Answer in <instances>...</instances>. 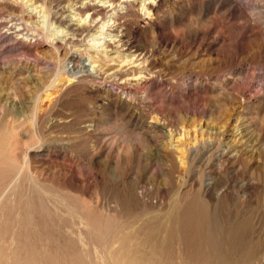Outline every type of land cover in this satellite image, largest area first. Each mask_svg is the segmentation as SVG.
<instances>
[{
  "label": "rangeland",
  "instance_id": "1",
  "mask_svg": "<svg viewBox=\"0 0 264 264\" xmlns=\"http://www.w3.org/2000/svg\"><path fill=\"white\" fill-rule=\"evenodd\" d=\"M25 1L0 0V264H264V0L123 1L117 60L87 52L101 75L141 62L115 76H151L126 95L89 76L66 83L91 31L65 42L52 11L46 37ZM45 1L37 11L54 10ZM99 4L81 14L88 28L115 12Z\"/></svg>",
  "mask_w": 264,
  "mask_h": 264
},
{
  "label": "bare ground",
  "instance_id": "2",
  "mask_svg": "<svg viewBox=\"0 0 264 264\" xmlns=\"http://www.w3.org/2000/svg\"><path fill=\"white\" fill-rule=\"evenodd\" d=\"M9 1H11V0H9ZM15 1V0H14ZM45 1V0H44ZM47 1V0H46ZM45 1V2H46ZM53 2H55L54 4H55V8H54V10H51V12H49L48 10V8H47V10L44 8V9H41V10H36V8L37 7H39V6H43V4H44V2H42L43 4L42 5H39V4H37V5H35L36 3H35V0H26L25 2L29 5V6H33V9H32V11H35L36 12V14H37V12H40V14L41 15H38V16H42V17H44L45 19H43V20H39L38 22V24L39 25H37V23H35L38 27H41L42 28V30H44V29H46V37H48V30H47V25L48 24H51L47 19H50V16H51V14L50 13H52V11H54L53 13H54V21H52L53 23V25L55 26V27H53V28H58V30L57 31H60L61 32V35L60 36H65V38H64V41H65V39H68V42H72V41H69V39H75V38H77L78 36H81L84 32H87L88 30H90L91 32H90V34H89V36H90V39H89V41H92L93 43H95V44H92V46L94 47H88V46H86V47H83V46H77V47H75V49H74V51L73 52H71L70 53V55L68 56V57H70L69 58V60H72V61H74L75 63H76V71H72V70H70L69 68H67L66 67V65H65V69H64V73L66 72V77L65 78H67L66 79V83H71V82H73V81H77L78 79H80V78H82V77H85V76H89V77H91V79H93L92 81H94V82H97V83H99V84H101V85H103L104 83L105 84H112L115 88H118V90L119 91H121L124 95H126V93L128 94V93H131L130 91H131V89H132V87H134V86H132L133 84H139V83H142V82H145V81H147V80H149L150 78H151V76L150 75H148V74H146L145 72H139L138 74H133V75H127V76H123L122 78H120V79H115V76H117V74L119 75V74H121V72H124L125 71V69L124 70H122V68H124V67H126V65H131L130 63H133V62H135V61H132V59L130 58V60H125L124 58L122 59L123 60V62H122V64L120 65L119 64V66L118 67H112L111 68V70H110V72L108 73V74H105V75H101L102 73H100V70L101 69H103V66L101 65V64H99V60H98V58L97 57H99L97 54H93V53H89V52H87V50L89 51H96L97 53L98 52H100V51H103V52H107L108 54H109V52L110 53H112V54H110V57L111 58H113V59H116V58H118V54H116V53H118V51H116V50H114V48L113 47H110L111 45H110V43L111 44H113L114 45V43L115 42H118L119 41V39H117V38H114V37H112V36H114V35H117L114 31H112V30H114V25H117L116 23H118L117 22V18H116V15H120V13H122V12H120V5L121 4H123L122 2L123 1H125V0H98L97 2H100L102 5L101 6H103V8L105 9V8H108V9H106V10H113V11H115V12H113V14L111 13V14H106V16L105 17H101V18H98L97 20H96V23H94V21L93 20H95L96 18H94L92 21H93V25H92V23L90 24V27L88 28V26H89V24H88V26H86L87 25V23H88V21H86V16L84 17V16H82L81 14H88V12H90V11H92L91 13H93V14H95L96 13V6L94 7V6H91L92 4H96L94 1H92V3H91V0H52ZM52 1H51V3H52ZM127 1V0H126ZM130 1H134V0H130ZM151 2H153V3H155L156 2V0H152V1H149V3L147 2V0H139V8H141V9H147V10H145V11H147V12H150V7H149V4L151 3ZM13 3V2H12ZM15 3H17V2H15ZM18 3H21V2H18ZM125 3V2H124ZM146 3H148V6H146ZM130 4H132L133 6L135 5V2H131ZM16 5V4H15ZM18 5V4H17ZM25 5V4H24ZM44 6H46L45 4H44ZM99 6H100V4H99ZM100 6V7H101ZM123 6L125 7V8H129V6L128 5H125V4H123ZM23 7V6H22ZM25 7V6H24ZM49 7V6H48ZM26 8V7H25ZM102 8V9H103ZM29 9V8H28ZM27 10V8L25 9V11ZM23 11H24V8H23ZM28 11V10H27ZM104 11V10H103ZM128 11V10H127ZM29 12V11H28ZM24 13V12H23ZM14 14V13H13ZM86 14V15H87ZM154 14V13H153ZM22 15V14H21ZM25 15V14H24ZM23 15V16H24ZM89 15V14H88ZM27 16V15H26ZM37 18V17H36ZM52 19V18H51ZM37 21V19L35 20V22ZM91 21V20H90ZM42 23V24H41ZM90 23V22H89ZM91 25L93 26V28H91ZM36 26V27H37ZM50 26V25H49ZM37 29H39V28H37ZM110 30V32H109V30ZM85 34V33H84ZM50 36V35H49ZM83 36V35H82ZM81 36V37H82ZM108 36H111L110 38L108 37ZM83 38V37H82ZM66 42V41H65ZM64 42V43H65ZM67 42V43H68ZM109 42V43H108ZM71 44H73V43H71ZM79 44V43H78ZM77 44V45H78ZM83 44V43H82ZM75 45V44H74ZM81 45V44H80ZM118 45V44H117ZM119 46V45H118ZM65 49V47L63 46L62 47V50L61 51H63ZM120 51V50H119ZM60 52V51H59ZM82 53V54H81ZM84 53H86V54H89V56L87 57V58H85L84 56H82V55H85ZM120 59V58H119ZM67 60V59H66ZM117 60V59H116ZM67 63V62H66ZM136 64H133L132 66H129V68H131V67H133V66H136V65H138L139 66V64L141 63H139V62H135ZM63 70V69H62ZM62 70H60L59 69V71L57 72V75H56V77H57V79L59 78L60 79V77H64V76H62ZM142 70V69H141ZM101 77V78H100ZM118 78V77H117ZM56 79V78H55ZM84 79V78H83ZM130 96V95H129ZM125 97V96H124ZM164 123V122H163ZM241 123V122H240ZM238 124V123H237ZM85 127H87V130H91V131H93V132H96V134H99L100 132H97L98 131V125H97V123L96 122H89V123H87L86 125H84ZM157 126H159L161 129L164 127V128H166L165 126H162V125H157ZM235 128H237V127H235ZM241 129L242 128H240V131H239V133H237L238 134V136H239V134H241ZM238 130V129H237ZM90 131V132H91ZM165 131H167V133L169 134V137H170V140H172V138H177V139H179V137L180 136H182L183 134H180V133H173L172 132V130H171V128L170 129H165ZM164 131V132H165ZM236 131V130H235ZM238 132V131H237ZM232 133V132H231ZM177 134V135H176ZM249 134H251V131H250V133ZM54 135V134H53ZM234 135V134H233ZM236 135V134H235ZM99 136V135H98ZM185 136V135H184ZM238 136H237V138H238ZM103 137V136H102ZM189 137V136H188ZM241 137V136H240ZM239 137V138H240ZM255 137V136H254ZM56 138V137H55ZM65 138H68V135L66 134L65 135ZM97 138V137H96ZM188 139V138H187ZM207 139V138H206ZM232 139V138H231ZM55 140V139H54ZM181 140H183V139H181ZM193 140V139H192ZM195 140V139H194ZM200 140H202V139H200ZM204 140V139H203ZM210 140V139H209ZM233 140V139H232ZM240 140V139H239ZM254 140V139H253ZM252 140V141H253ZM62 141H64L65 143L66 142H68V141H66V140H62ZM185 141V140H184ZM206 141H208V140H206ZM242 141H243V139H242ZM248 141V140H247ZM251 141V142H252ZM256 141V140H255ZM110 142V141H109ZM108 142V143H109ZM169 142V141H168ZM187 142V141H186ZM188 142H189V140H188ZM210 142V141H209ZM212 142V141H211ZM210 142V143H211ZM257 142V141H256ZM107 143V144H108ZM173 143V142H172ZM192 143V142H191ZM193 143H194V141H193ZM202 143V142H201ZM213 143V142H212ZM234 143L235 142H230V141H227L225 144H226V146H225V151H227V152H229V151H231V150H233V146H234ZM242 143V142H241ZM240 142H239V144H241ZM247 143V142H246ZM101 144L103 145V142H101ZM101 144H100V146H101ZM106 144V145H107ZM116 144V143H115ZM166 144H168V143H166ZM171 144V143H170ZM176 144V143H175ZM174 144V145H175ZM183 144V143H182ZM189 144H190V142H189ZM205 144V143H204ZM224 144V145H225ZM238 144V143H237ZM243 144V143H242ZM252 144V143H251ZM254 144V143H253ZM13 145V144H12ZM97 145V144H96ZM112 145V144H111ZM110 144H108L107 146H106V149H107V151H108V153L109 154H112L114 151H119V148H116V147H114V146H111ZM184 145V144H183ZM192 145V144H191ZM195 145V144H194ZM197 145V144H196ZM219 145H221V144H219ZM208 146V145H207ZM211 146V145H210ZM238 146V145H237ZM244 146V145H243ZM246 146V145H245ZM247 146H249V144L247 145ZM102 147V146H101ZM103 147H104V145H103ZM102 147V148H103ZM120 147V146H119ZM169 147V146H168ZM171 147V146H170ZM169 147V148H170ZM174 147V146H173ZM186 147V146H185ZM184 147V148H185ZM188 147H191V146H188ZM187 147V148H188ZM206 147V146H205ZM213 147V146H212ZM252 147V146H251ZM13 148V146L11 147V149ZM211 148V147H210ZM247 148V147H246ZM254 148V147H253ZM176 150H177V148H175ZM221 149V148H220ZM236 149H238V148H236ZM248 149V148H247ZM121 150V149H120ZM187 150H189V149H187ZM202 150H203V148H202ZM207 150V149H206ZM244 150V149H243ZM249 151H250V149H248ZM252 150V149H251ZM254 150V149H253ZM12 151H14V150H11V153H12ZM102 151H103V149H102ZM122 151V150H121ZM181 151H183V150H181ZM204 151V150H203ZM238 151V150H237ZM237 151H234L230 156H233V155H237L238 153H237ZM129 152V151H128ZM185 152V151H184ZM186 152H188V151H186ZM205 152V151H204ZM119 153V152H118ZM130 153H132L131 152V150H130ZM130 153H127V154H129V156H130ZM179 153V152H178ZM107 154V153H106ZM108 154V155H109ZM221 154V153H220ZM224 154V153H223ZM222 154V155H223ZM121 155H123L122 153H121ZM126 155V152H125V154L123 155V156H125ZM183 155V154H182ZM127 156V155H126ZM180 157V156H179ZM236 158V157H235ZM225 159V158H224ZM10 160V159H9ZM222 160V159H221ZM14 161V160H13ZM12 161V162H13ZM180 161V160H179ZM185 162V161H184ZM257 162H260L259 160L257 161ZM10 163V162H9ZM225 164H226V162H224ZM261 163V162H260ZM13 164V163H12ZM181 165H182V163H181ZM259 166V165H258ZM257 166V167H258ZM15 168V167H14ZM15 170V169H14ZM3 172V171H2ZM7 172V171H6ZM20 177V176H19ZM8 178V177H7ZM50 178H52V177H50ZM3 179H5V178H3ZM15 179V178H14ZM12 180V179H11ZM16 180V179H15ZM37 180V179H36ZM18 182V181H17ZM5 183V182H4ZM14 183V182H13ZM10 186V185H9ZM7 187V186H6ZM11 188V187H10ZM4 191V190H3ZM2 191V192H3ZM6 191V190H5ZM10 191V190H9ZM1 192V193H2ZM8 192V191H7ZM1 193H0V195H1ZM12 195V194H11ZM196 197V196H195ZM198 197V196H197ZM56 199V198H55ZM1 200V199H0ZM45 200V199H44ZM190 200V199H189ZM36 200H34V202H35ZM38 201V200H37ZM23 202V201H22ZM199 203H200V200L198 201ZM40 203V202H39ZM202 203V202H201ZM25 204V203H24ZM35 204V203H34ZM60 204V203H59ZM39 205V204H38ZM42 205V204H41ZM56 205V204H55ZM192 205H194V204H192ZM200 205V204H199ZM48 206V205H47ZM22 207V206H21ZM31 207V206H30ZM32 207H34V206H32ZM56 207V206H55ZM179 207V206H178ZM198 206L196 205V208H197ZM23 208V207H22ZM49 208V207H48ZM57 208V207H56ZM190 208V207H189ZM27 209V208H26ZM45 209V208H44ZM50 209V208H49ZM191 209H193V208H191ZM43 210V209H42ZM57 211V210H56ZM8 212V211H7ZM21 212V211H20ZM58 212V211H57ZM60 212V211H59ZM10 213H11V211H10ZM12 213H14V212H12ZM35 213V212H34ZM45 213V212H44ZM200 213V212H199ZM47 214H49V213H47ZM46 214V215H47ZM53 214V213H52ZM205 214V213H204ZM4 215V214H3ZM7 215V214H6ZM61 215V214H60ZM208 215V214H207ZM206 215V216H207ZM2 216V215H1ZM9 216V215H8ZM11 216V215H10ZM17 216V215H16ZM42 216V215H41ZM50 216V215H49ZM194 216V215H193ZM195 216H196V219H197V216L199 217V215H196L195 214ZM209 216V215H208ZM3 217V216H2ZM20 217V216H19ZM23 217V216H22ZM43 217V216H42ZM46 217V216H45ZM45 217H44V219H45ZM52 217V216H51ZM57 217V216H56ZM9 218H11V217H9ZM50 218V217H49ZM59 218V217H58ZM57 218V219H58ZM63 218V217H62ZM193 219V218H195V217H192L191 215H190V217H189V219ZM203 218H204V215H203ZM7 219V218H6ZM26 219V218H25ZM64 219V218H63ZM191 219V220H192ZM0 220H2V219H0ZM24 220V219H23ZM50 220V219H49ZM58 220H60V219H58ZM198 220H199V218H198ZM201 220V219H200ZM205 220V219H204ZM208 220V219H207ZM210 220V219H209ZM3 221V220H2ZM51 221H52V218H51ZM63 221V220H62ZM61 221V222H62ZM193 221V220H192ZM5 222V221H4ZM16 222V221H15ZM25 222H27V220L25 221ZM24 222V223H25ZM59 222V221H58ZM12 223V222H11ZM32 223V222H31ZM55 223V222H54ZM177 223V222H176ZM191 223V222H190ZM207 224L209 223V221H207L206 222ZM17 224V223H16ZM27 224V223H26ZM51 224V223H50ZM207 224H206V226H207ZM1 225H3V224H1ZM6 225V224H5ZM13 225V224H12ZM36 225V224H35ZM47 225V224H46ZM45 225V226H46ZM14 226V225H13ZM27 226V225H26ZM58 226H59V224H58ZM57 226V227H58ZM179 226V225H178ZM6 227V226H5ZM39 227V226H38ZM47 227V226H46ZM54 227V226H53ZM60 227H62V226H60ZM71 227V226H70ZM177 227V226H176ZM3 228V227H2ZM12 228V227H11ZM18 228V227H17ZM16 228V229H17ZM26 228V227H25ZM52 228V227H51ZM55 228V227H54ZM72 228H73V226H72ZM202 228H203V225H202ZM9 229V228H8ZM21 229V228H20ZM19 229V230H20ZM57 229H59V228H57ZM209 229V228H208ZM34 230V229H33ZM41 230H44L43 228L41 229ZM53 230V229H52ZM9 231V230H8ZM10 231H11V229H10ZM29 231V230H28ZM48 231V230H47ZM57 231V230H56ZM2 232V231H1ZM41 232V231H40ZM46 232V231H45ZM49 232V231H48ZM48 232H47V236H48ZM51 232V231H50ZM70 232V231H69ZM193 232H194V230H193ZM12 233V232H11ZM16 233H17V231H16ZM20 233V232H19ZM29 233V232H28ZM36 233H37V231H36ZM176 232H174V234H175ZM201 233V232H200ZM27 234V233H26ZM30 234H31V232H30ZM34 234V233H33ZM45 234V233H44ZM52 234V233H51ZM55 234H57V233H55ZM179 234V233H178ZM193 234H195V232L193 233ZM4 235V234H3ZM29 235V234H28ZM36 235V234H35ZM10 236V235H9ZM17 236H19V234H17ZM41 236H42V233H41ZM57 236V235H56ZM60 236V235H59ZM181 236V235H180ZM210 236V235H209ZM5 237V236H4ZM8 237V236H7ZM30 237V236H29ZM53 237V236H52ZM173 237V236H172ZM177 237V236H176ZM1 238V237H0ZM19 238V237H18ZM28 238V237H27ZM33 238V237H32ZM46 238V237H45ZM72 238V237H71ZM178 238H180V237H178ZM199 238V237H198ZM210 238V237H209ZM212 238V237H211ZM210 238V239H211ZM10 239H11V237H10ZM30 239V238H29ZM56 239V238H55ZM61 239V238H60ZM15 240H17V239H15ZM23 240H24V238H23ZM28 240V239H27ZM52 240V239H51ZM63 240V239H62ZM77 240V239H76ZM81 240V239H80ZM148 240V239H147ZM167 240V239H166ZM38 241V240H37ZM162 241V240H161ZM160 241V242H161ZM164 241V240H163ZM25 242V241H24ZM31 242V241H30ZM47 242H49L48 240H47ZM54 242V241H53ZM69 242V241H68ZM181 242V241H180ZM2 243V242H1ZM10 243V242H9ZM8 243V244H9ZM22 243V242H21ZM32 243V242H31ZM31 243H28V244H30L31 245ZM126 243V242H125ZM148 243H149V240H148ZM162 243V242H161ZM166 243V242H165ZM40 244V243H39ZM46 244H48V243H45V245ZM60 244V243H59ZM150 244V243H149ZM153 244V243H152ZM27 245V244H26ZM49 245H50V243H49ZM80 245V244H79ZM159 245V244H158ZM163 244H161L160 246H162ZM168 245V244H167ZM20 246V245H19ZM35 246V245H34ZM48 246V245H47ZM83 246V245H82ZM1 247V246H0ZM15 247V246H14ZM24 247V246H23ZM36 247V246H35ZM50 247V246H49ZM48 247V248H49ZM119 247V246H118ZM199 247V246H198ZM198 247H196V250H197V248ZM16 248V247H15ZM29 248V247H28ZM43 248V247H42ZM47 248V247H46ZM47 248V249H48ZM57 248H58V246H57ZM188 248V247H187ZM2 249V248H1ZM7 249V248H6ZM20 249V248H19ZM37 249V248H36ZM51 249V248H50ZM73 249V248H72ZM44 250V249H43ZM56 250V249H55ZM119 250V249H118ZM5 251V250H4ZM11 251V250H10ZM28 251H30V250H28ZM40 251V250H39ZM31 252V251H30ZM40 252H42V251H40ZM44 252H46L47 253V251H46V249L44 250ZM44 252H43V254H44ZM51 252H53V251H51ZM50 252V253H51ZM34 254H35V251L33 252ZM45 253V254H46ZM49 253V251H48V255L50 254ZM15 254V253H14ZM38 254H40V253H38ZM43 254H42V256H43ZM58 254V253H57ZM198 254V253H197ZM21 255V254H20ZM24 255V254H23ZM31 255V254H30ZM51 255V254H50ZM53 255V254H52ZM55 255V254H54ZM81 255H82V253H81ZM217 255V254H216ZM28 256H29V254H28ZM39 256V255H38ZM218 256V255H217ZM4 257V256H3ZM43 257H46V256H43ZM48 257H50V256H48ZM54 256H52V258H53ZM61 257V256H60ZM84 257H86V256H84ZM133 257V256H132ZM198 257V256H197ZM16 258V257H15ZM36 258V257H35ZM34 258V260H36ZM67 258V257H66ZM2 259V258H1ZM21 259V258H20ZM25 259V258H24ZM23 259V260H24ZM32 258L30 257V260H31ZM41 259H43L42 257L40 258V260ZM47 259H50V258H47ZM218 259V258H217ZM22 260V261H23ZM27 260V259H26ZM26 260H24V261H26ZM39 260V259H38ZM45 260H46V258H45ZM53 260V259H52ZM118 260V259H117ZM12 261H13V259H12ZM22 261H21V263H22ZM49 261V260H48ZM48 261H46V263L48 262ZM50 261H51V259H50ZM83 261V260H82ZM86 261V260H85ZM134 261V260H133ZM27 262L29 263V260H27ZM36 262V261H35ZM88 262V261H87ZM129 262V261H128ZM1 263V262H0ZM6 263V262H5ZM4 263V264H5ZM27 263V264H28ZM33 263V262H32ZM50 263V262H49ZM53 263V262H52ZM57 263V262H56ZM111 263V262H110ZM142 263V262H141ZM13 264V263H12ZM18 264V263H17ZM38 264V263H37ZM48 264V263H47ZM51 264V263H50ZM54 264V263H53ZM91 264V263H90ZM129 264V263H128ZM139 264H140V262H139ZM221 264V263H220Z\"/></svg>",
  "mask_w": 264,
  "mask_h": 264
},
{
  "label": "built area",
  "instance_id": "3",
  "mask_svg": "<svg viewBox=\"0 0 264 264\" xmlns=\"http://www.w3.org/2000/svg\"><path fill=\"white\" fill-rule=\"evenodd\" d=\"M66 67L69 68L70 70L72 71H76V63L72 60H68L67 63H66Z\"/></svg>",
  "mask_w": 264,
  "mask_h": 264
}]
</instances>
